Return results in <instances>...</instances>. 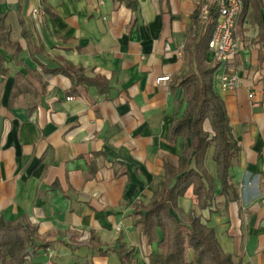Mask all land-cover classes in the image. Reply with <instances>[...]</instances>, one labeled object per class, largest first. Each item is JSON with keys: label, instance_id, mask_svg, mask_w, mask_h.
<instances>
[{"label": "crops", "instance_id": "1", "mask_svg": "<svg viewBox=\"0 0 264 264\" xmlns=\"http://www.w3.org/2000/svg\"><path fill=\"white\" fill-rule=\"evenodd\" d=\"M199 2L0 0V218H23L50 242L34 264H121L120 245L133 264H151L159 252L132 205L149 201L163 160L176 163L182 148L167 141L186 106L170 86L186 68L187 35L203 33ZM236 29L241 83L213 85L238 146L234 196L225 201L214 178L209 206L199 211L190 187L176 216L185 222L195 209L235 264H264V0L246 7ZM206 63L214 65L208 50Z\"/></svg>", "mask_w": 264, "mask_h": 264}, {"label": "trees", "instance_id": "2", "mask_svg": "<svg viewBox=\"0 0 264 264\" xmlns=\"http://www.w3.org/2000/svg\"><path fill=\"white\" fill-rule=\"evenodd\" d=\"M242 1L240 16L250 3L259 2ZM215 18L216 12L212 9L213 22ZM194 23L199 26L198 9ZM196 29L189 32L184 46L186 68L170 86L172 91L180 90L181 100L186 103L180 116L173 115L167 132L168 142L181 140L180 154L176 163L163 160L162 180L149 201L132 205V214L137 216L134 224L139 226L148 242H156L159 249L150 256L151 264H235L231 255L220 247L213 228L201 222V216L195 209L188 211L185 222L176 216L177 200L190 187L197 209H206L215 197L214 178L220 183V195L225 201L230 194L234 196L228 170L238 153V146L231 136L224 102L213 87L214 66L206 63L210 30L200 34ZM205 122H208L210 130L204 128ZM210 147L215 177L205 165ZM49 246L50 242L41 238L36 227L23 218H0V264H34L32 259L38 250ZM187 247L192 249L191 261L185 259ZM118 254L121 264H133L132 250L120 245Z\"/></svg>", "mask_w": 264, "mask_h": 264}, {"label": "built area", "instance_id": "3", "mask_svg": "<svg viewBox=\"0 0 264 264\" xmlns=\"http://www.w3.org/2000/svg\"><path fill=\"white\" fill-rule=\"evenodd\" d=\"M212 9L216 12L214 22ZM242 9V0H202L198 3L199 26L203 33L210 30L207 50L214 60L212 82L221 91L234 90L241 83L235 62L239 50L236 26ZM38 13L34 10L35 16ZM169 79V76H160L156 78V82H167ZM67 99L71 100L73 97L69 96Z\"/></svg>", "mask_w": 264, "mask_h": 264}]
</instances>
